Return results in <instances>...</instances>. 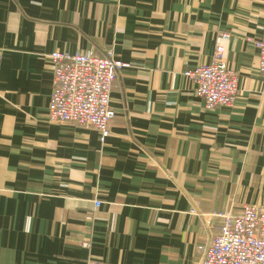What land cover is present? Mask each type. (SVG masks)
Segmentation results:
<instances>
[{"label": "crops", "instance_id": "0c3cea01", "mask_svg": "<svg viewBox=\"0 0 264 264\" xmlns=\"http://www.w3.org/2000/svg\"><path fill=\"white\" fill-rule=\"evenodd\" d=\"M263 24L264 0H0V264H200L217 214L264 203ZM216 46L238 94L208 110L183 73ZM109 50L105 142L49 123V55Z\"/></svg>", "mask_w": 264, "mask_h": 264}, {"label": "built area", "instance_id": "2783aa9c", "mask_svg": "<svg viewBox=\"0 0 264 264\" xmlns=\"http://www.w3.org/2000/svg\"><path fill=\"white\" fill-rule=\"evenodd\" d=\"M220 38L227 41L229 35L221 34ZM247 41L258 52V71L264 78V24L260 36ZM222 54L223 47L216 46L210 63L183 73L208 110L232 106L238 94L236 73L226 67ZM48 58L53 87L47 121L93 129L103 144L110 135L109 125L114 117L110 105L112 83L117 72L128 65L117 60L110 50L103 56L92 51H54ZM99 206V202L93 203L94 208ZM216 217L220 219L215 227L217 233L202 249L200 264H264V203L246 204L237 215L224 212Z\"/></svg>", "mask_w": 264, "mask_h": 264}]
</instances>
